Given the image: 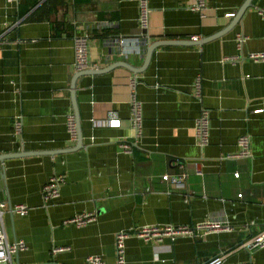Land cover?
<instances>
[{"label":"crops","instance_id":"crops-1","mask_svg":"<svg viewBox=\"0 0 264 264\" xmlns=\"http://www.w3.org/2000/svg\"><path fill=\"white\" fill-rule=\"evenodd\" d=\"M44 1L25 19L18 7L0 0V155L57 152L0 161L8 237L28 244L12 264H87L93 255L116 264L117 233L141 225H195L207 218H221L231 230L160 243L131 236L126 264H205L220 255L227 256L224 264H264V249L252 256L239 250L264 229V60L248 58L264 52V16L259 13L264 0H253L254 6L232 26L245 0H206L204 16L190 9L191 0H149L150 43L226 32L202 45L160 46L141 73L117 66L80 77L75 88L80 148L67 130L77 73L74 39L89 35L88 57L99 68L117 61L141 67L147 47L136 52L139 2L52 0L56 12L51 18L65 22L73 33L55 37L47 8L41 6ZM238 32L248 36L241 49ZM117 37L127 40L128 59L111 54L109 42ZM228 56L238 59L230 62ZM198 75L201 100L195 98ZM133 93L143 104L144 126L128 154L119 143L134 132ZM260 108L263 112L256 113ZM203 109L211 115L204 148L195 132ZM18 116L22 129L15 133ZM110 118L119 119V126L106 125ZM244 133L251 136L253 156L224 159L238 150ZM184 168L187 189L162 179ZM57 173L65 174L66 182L60 196L45 205L42 188ZM19 204L28 206L25 216L11 211ZM83 211H96L97 219L85 226L63 223ZM53 246L70 250L53 256Z\"/></svg>","mask_w":264,"mask_h":264},{"label":"built area","instance_id":"built-area-1","mask_svg":"<svg viewBox=\"0 0 264 264\" xmlns=\"http://www.w3.org/2000/svg\"><path fill=\"white\" fill-rule=\"evenodd\" d=\"M10 6L19 5L20 0H7ZM140 7L139 24H140V36L134 38L136 43V52H141L142 48H146L149 44V14L150 6L149 0H138ZM189 7L191 10L200 13L204 16V11L207 9L206 0H191ZM259 13L264 16V8L259 9ZM232 16L233 13L226 14ZM248 36L244 32H238L236 34V43L239 49L247 41ZM89 35H79L74 39V68L75 70L82 71L85 69H98L97 63H91L88 57L89 52ZM127 40L123 37H117L109 42L111 47V54H117L122 58L128 59L131 50L126 49ZM112 56V55H111ZM249 59L254 61H263L264 52L251 53L248 55ZM238 59V56H228L225 60L234 62ZM134 85V81H133ZM195 98L201 100L202 97V77L198 75L194 82ZM256 113L263 112V109L255 110ZM106 125L119 126L120 120L116 118H110L106 120ZM131 125L134 130L130 139H125L119 143L120 149L128 154H132L137 145L139 138L143 133L144 115L143 104L133 93L131 100ZM22 129V121L20 116L14 122L15 133H20ZM67 130L71 139H78V129L76 116L74 111H71L67 115ZM195 132L199 142V145L204 148L209 144L211 133V115L207 109H203L195 121ZM238 150L234 153L227 154L224 159H243L251 158L253 156L251 147V136L248 133H244L239 136L237 141ZM198 175H203L200 168L197 169ZM236 177H239V173H235ZM162 179L165 182H169L172 186L178 189L188 188V173L186 169H182L177 174H164ZM66 182V176L63 173L53 174L49 180L44 184L42 188V196L45 205H48L52 201L56 200L60 196L61 188ZM240 197L242 194L239 195ZM12 212L25 216L28 213V206L26 204L16 205L11 209ZM6 213V202L0 199V264H12V258L18 255L20 252L28 249V244L23 239L11 240L8 237L7 230L4 224V215ZM97 219L96 211H83L75 214L74 216L67 218L63 221L64 224H74L78 226H85L94 222ZM231 230V227L221 218H207L195 225H141L134 226L130 231L119 232L115 236L116 243V264L127 263V239L131 236L139 238L144 242H163L166 239L175 241L181 236L199 237L209 232H221ZM264 249V229L258 233L253 234L250 238L245 240L239 245V250L247 252L252 256L256 251ZM70 250V246H53L52 255L56 256L60 253H64ZM226 255L217 256L205 264H224ZM87 264H106L104 257L100 255L89 256L86 259Z\"/></svg>","mask_w":264,"mask_h":264},{"label":"water","instance_id":"water-1","mask_svg":"<svg viewBox=\"0 0 264 264\" xmlns=\"http://www.w3.org/2000/svg\"><path fill=\"white\" fill-rule=\"evenodd\" d=\"M253 0H245L243 5L240 7V9L238 10L234 21L232 22L231 26L234 25L235 23L239 22L242 17L244 16L245 12L247 10H249L251 7H253ZM226 31L223 30L222 32H219L217 34H214L212 36H209L207 38H203V39H190V40H158V41H154L152 43H150L147 48H146V54H145V60L144 63L141 67H134L131 64H129L126 61H117L112 63L111 65L105 67V68H98V69H85L82 71H78L75 75V77L73 78V82H72V101H73V106H74V113L76 116V122H77V129H78V146L77 147H82V132H81V124H80V117H79V111H78V107H77V103H76V82L77 80L84 76V75H93V74H103V73H107L111 70H113L115 67L117 66H124L125 68H128L129 70H131L134 73H141L143 71H145V69L149 66L152 56H153V52L160 46H164V45H182V46H189V45H202L204 43H207L211 40H214L218 37H220L221 35H223ZM67 150H63L62 152H66ZM56 151H36V152H19V153H11V154H2L0 155V161L4 162L7 159H11V158H18V157H25V156H30V155H40V154H56ZM2 177H3V173H2Z\"/></svg>","mask_w":264,"mask_h":264},{"label":"trees","instance_id":"trees-1","mask_svg":"<svg viewBox=\"0 0 264 264\" xmlns=\"http://www.w3.org/2000/svg\"><path fill=\"white\" fill-rule=\"evenodd\" d=\"M43 0H25L24 4H19L18 6V12L20 18H28L30 13L42 2ZM44 6V8H47V12L49 13V16L54 14L56 12L55 5H52V0H46L41 5ZM51 18V16H50ZM51 25L53 30V36L55 37H62L63 35H66L68 37H72L73 33L70 31L66 23L63 21H58L55 18H51ZM109 40V39H108Z\"/></svg>","mask_w":264,"mask_h":264}]
</instances>
